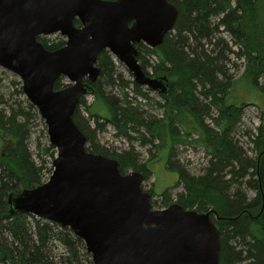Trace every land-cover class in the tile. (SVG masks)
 <instances>
[{
    "label": "water",
    "instance_id": "95a60500",
    "mask_svg": "<svg viewBox=\"0 0 264 264\" xmlns=\"http://www.w3.org/2000/svg\"><path fill=\"white\" fill-rule=\"evenodd\" d=\"M176 19L168 0H0V66L19 76L56 150L48 179L9 193L8 211L68 227L92 264H220L213 209L154 207L143 174L122 173L115 158L86 151L87 137L72 119L80 97L96 94L85 79L99 77L102 50L138 85L168 93L165 75L142 70L136 45H160ZM54 33L65 37L56 49L37 40ZM59 77L70 83L56 90Z\"/></svg>",
    "mask_w": 264,
    "mask_h": 264
},
{
    "label": "trees",
    "instance_id": "16d2710c",
    "mask_svg": "<svg viewBox=\"0 0 264 264\" xmlns=\"http://www.w3.org/2000/svg\"><path fill=\"white\" fill-rule=\"evenodd\" d=\"M175 1L178 3V15L173 27L176 33L168 32L162 43L154 48L143 43L136 45L137 59L143 71H146L145 66L148 64L144 54H153L157 58L153 65V74L165 75L168 78L170 90L161 95V116L144 117L142 110L131 100H127L124 84L119 86L124 97L114 103L103 94L99 88V77L106 75L107 83L111 85L115 82V67L108 50H102L97 55L100 74L92 85L98 91L93 95L94 103L86 106V112L99 128L103 124L99 123L102 117L98 112V105H102L101 102L109 103L111 117L105 118V121L112 123L119 135L126 134L125 128L128 124L143 127L144 135L141 133L139 137L141 143L151 144L155 149H161L164 145L170 150L172 145L181 142H193L194 145L201 146L210 157L205 172L198 177H190L184 171H179L178 174L186 191L183 205L192 207L197 203V211L200 212L208 205L213 207L217 216L216 224L220 229V264H234L243 257L253 259L251 264H264V131L255 141L258 150L256 160L247 157L232 143L231 132L240 121L242 105L225 102L231 83L226 79L222 67L216 64L218 54L210 55L202 46L199 51H186L190 45L189 38L184 35L192 34V38L197 41L210 38L213 29L208 18L211 15H220L218 25L223 26L239 46L237 53L244 60L243 77L250 85L258 87L259 79L264 77V0H234L233 6H230L227 0ZM74 24L79 25V21L74 20ZM37 39L50 50L62 46L65 42L64 39L51 43L40 37ZM217 73H222L225 80H218ZM61 79L62 77H59L54 82V89L63 86ZM132 83L135 85V91L141 88L135 81ZM104 97L107 101L102 100ZM109 99L111 101H108ZM83 101V98L78 101L72 115L82 131L84 128L78 119V108ZM212 110L216 111L212 118L216 128L210 127L204 121V117L210 115ZM32 116L43 121L30 102L27 103L26 110L21 105L9 109L7 115L5 111L0 110V138L6 135L12 141V144L7 146L6 153L0 155V264H92L86 256L88 253L83 241L68 227L30 213L10 214L8 211L9 193L40 185L46 179V174L52 171V167L46 170L43 160L39 164L36 163L28 151L26 123ZM94 132L84 133L90 146L101 151L103 148L91 142ZM192 135L195 136L193 139ZM48 150H54V147L49 145L46 151ZM104 150L105 152L101 153L103 155L107 154V150ZM54 153L51 152L52 157ZM117 160L122 173L126 167H133L145 175L148 172L149 161L135 164L130 151L118 155ZM258 164L262 166L259 173ZM251 169L253 171L249 173ZM224 172L231 174L228 180H224ZM255 172L258 174V181H253L251 177L247 181L257 190L254 198L246 200L244 194L238 190L229 192L227 183L232 182L234 178L254 176ZM253 209L257 210L254 215L250 213ZM234 236L240 238L247 246L244 251H235L228 244V240ZM56 243L64 248L58 255L53 253ZM242 252L246 255L242 256Z\"/></svg>",
    "mask_w": 264,
    "mask_h": 264
},
{
    "label": "rangeland",
    "instance_id": "374dc122",
    "mask_svg": "<svg viewBox=\"0 0 264 264\" xmlns=\"http://www.w3.org/2000/svg\"><path fill=\"white\" fill-rule=\"evenodd\" d=\"M227 1L230 6L234 5V0ZM169 2L177 7L178 15V3H176L175 0H170ZM208 19L210 27L213 29L212 36L210 38H201L197 41L192 38V34L185 33L184 35L189 38L188 44L190 45V48H187L186 51L191 52L194 49L199 51L202 46L206 53L215 56L218 54L216 64L222 67L226 79H228L231 83L230 87L227 89L225 102L226 104L231 105H242L240 121L231 132L232 143L236 147L240 148L247 157L256 160L258 150L256 149L255 141L256 138H258L264 131V77L259 79L258 87H254L247 82V80L243 77L244 60L240 57L239 53H237L239 50L238 44H235L232 37L223 29V26L218 25L220 15H211ZM170 32L172 34L176 33L174 29ZM39 37L48 43L61 39L65 40V37L59 33L46 36L40 35ZM111 57L115 67V75L113 76V78H115V82L112 85L108 84L106 75L100 76L101 86L99 88H101L103 94L106 97L111 98L114 103L116 100H120L124 97V93L121 92L119 88L120 84H124V92L127 95V100H131L132 103L139 107V109L142 110L144 117H147L148 115L156 117L161 116L163 113V108L161 107V103L163 101L162 97L158 95L157 92L151 91L142 86L135 91V85L132 83V74L127 70L123 63L119 62L115 57ZM144 58L148 61V64L145 66V70L148 73H153V65L157 62V58L153 54H144ZM225 77L222 73H217L218 80L224 81ZM61 83L63 86H66L70 83V81L67 78L62 77ZM139 92L145 95H142ZM81 98L84 99L83 103L79 105L78 108V119L84 128V131H81L83 133L95 131L91 142L95 146L103 148L101 151L93 149L90 144L86 142V151L101 154L102 152H105L104 149H106L107 154L104 155L110 158H115L116 160L118 159V155H121L126 151H130L133 154L135 164L140 165L149 161L147 165L148 172L146 175L144 172H141L144 176L141 186L144 191L149 193L150 202L153 206L162 209L173 203L183 205L182 201L186 195V191L183 182L178 178L179 171H184L186 175L190 177H198L202 175L205 172V169L209 166L210 157L206 151L201 146L194 145L193 142L176 143L172 145L170 150L167 146L164 147V145L161 149H155V147L151 144L141 143L139 137L141 133L144 135V129L143 127L135 124H128L125 128L126 134L119 135L117 128L112 123L105 121V118L111 117V113L108 109L110 104L105 102H101L102 105L99 103L101 106L98 105V107H100L98 112L102 117V119L99 120V123L103 124L98 128L96 123L93 122V119L86 112V106L94 103L95 98L90 94L81 96ZM111 99L108 101H111ZM200 99L202 98L200 97ZM102 100H105V97ZM28 102L29 100L22 91V82L19 76L0 66V110L5 111L6 115L9 113V109L16 108L19 105L26 110ZM215 113L216 111L212 110L210 115L204 117L205 123L212 128H216L214 122L212 121ZM133 125L135 127H133ZM26 128L28 131L26 142L31 158L38 164L42 162L41 160H43L44 166L46 170H48L52 167V161L56 155V150L54 148V150L46 151L47 146L50 144L44 121L36 116L29 117V120L26 123ZM193 135L191 136L192 139L195 137H193ZM10 144H12L10 137L4 135L3 138H0V155H4L6 153L7 146ZM51 152L54 153V157H52ZM258 166L259 173V169H261L262 166L260 164H258ZM133 170L136 169L133 167H126V169L123 170V173H130ZM251 171H253V169H251L249 173H251ZM50 174H46V179L43 182L48 179ZM223 175L224 180H228L231 176V174L227 172H224ZM249 177H251L253 181L255 179L258 181V174H256V172L254 173V176L250 175L244 179L234 178L232 182L227 183L229 192L234 193L238 190L239 193L244 194L246 200L254 198L257 194V190L254 189L251 184L249 185V183H247ZM262 180H264V174H262ZM196 206L197 203L192 205V207L186 205L184 206V209L197 211ZM212 208L213 207L208 205L201 212H197L204 213ZM256 211L257 210L253 209L250 210V213L254 215V212ZM216 219V214H211V220L218 229L220 241V229L216 224ZM228 244L232 246L235 251H244L245 247H247L237 236L229 239ZM55 245L56 247L54 248L53 253L56 255L61 254L64 251L63 246L57 243ZM87 253L88 255L86 256H88L91 260L90 253ZM245 255L246 253L242 252V256ZM220 256L221 247L219 251V263L221 259ZM251 260L250 258L247 259L246 257H243L234 264H251Z\"/></svg>",
    "mask_w": 264,
    "mask_h": 264
},
{
    "label": "flooded vegetation",
    "instance_id": "af4514ba",
    "mask_svg": "<svg viewBox=\"0 0 264 264\" xmlns=\"http://www.w3.org/2000/svg\"><path fill=\"white\" fill-rule=\"evenodd\" d=\"M143 70V69H142ZM147 75H150V76H154V75H160V74H153V73H148L147 71H144ZM134 81V80H133ZM85 82H87L88 84H89V82H88V80L87 79H85ZM93 83H95V82H93ZM93 83H91V84H89L90 86L93 84ZM141 86V85H140ZM62 87H64V86H62ZM142 87H145V86H142ZM92 88L93 89H95L96 91H98L96 88H95V86H93L92 85ZM146 88V87H145ZM148 89V88H147ZM158 94V93H157ZM158 95H162V94H158ZM93 96V95H92ZM94 97V96H93ZM80 99H81V97H80ZM79 99V100H80ZM258 162V161H257Z\"/></svg>",
    "mask_w": 264,
    "mask_h": 264
}]
</instances>
